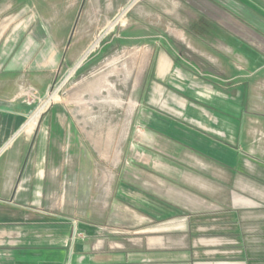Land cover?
<instances>
[{
    "label": "rangeland",
    "instance_id": "1",
    "mask_svg": "<svg viewBox=\"0 0 264 264\" xmlns=\"http://www.w3.org/2000/svg\"><path fill=\"white\" fill-rule=\"evenodd\" d=\"M4 43L32 107L21 135L64 156L56 211L72 218L157 232L174 209L222 206L225 157L251 169L264 144V0H0Z\"/></svg>",
    "mask_w": 264,
    "mask_h": 264
},
{
    "label": "crops",
    "instance_id": "2",
    "mask_svg": "<svg viewBox=\"0 0 264 264\" xmlns=\"http://www.w3.org/2000/svg\"><path fill=\"white\" fill-rule=\"evenodd\" d=\"M60 42L49 43L52 56ZM5 47L0 48V264H264L262 142L256 143L251 169L245 156L225 157L232 169L222 206L209 202L189 216L174 209V219L157 232L146 228L124 236L102 219L72 218L62 205L56 211V192L70 168L56 167L64 156L51 140L44 142L43 132L36 140L34 130L22 137L32 107L21 78L7 75ZM58 123L48 120L52 129Z\"/></svg>",
    "mask_w": 264,
    "mask_h": 264
},
{
    "label": "trees",
    "instance_id": "3",
    "mask_svg": "<svg viewBox=\"0 0 264 264\" xmlns=\"http://www.w3.org/2000/svg\"><path fill=\"white\" fill-rule=\"evenodd\" d=\"M164 40L166 41V42H168V43H174V39H171V37H169V36H164ZM104 46H106V42H104V44H103V47ZM182 54V53H181ZM177 55L178 57V59L180 58L181 60H183V62H186V63H189V64H191V65H193V67H195L196 68V70H198L199 72H201L202 71V67L196 62V61H193L191 58H189V57H187V56H183V54L182 55ZM204 71H206V70H204ZM205 73H207V74H209L214 80H216V79H223V77H222V75H220V74H218V73H215V72H205Z\"/></svg>",
    "mask_w": 264,
    "mask_h": 264
},
{
    "label": "bare ground",
    "instance_id": "4",
    "mask_svg": "<svg viewBox=\"0 0 264 264\" xmlns=\"http://www.w3.org/2000/svg\"><path fill=\"white\" fill-rule=\"evenodd\" d=\"M119 18H121V17H118V18H116L115 20H113V21H111L109 24H108V28H111L113 25H114V23L119 19ZM122 20V19H121ZM122 23V22H121ZM103 35L102 34H100L97 38H96V40H95V42L92 44V46H91V48L92 47H94L96 44H97V42L100 40V38L102 37ZM89 50H87V52H88ZM86 55V54H85ZM84 56V55H83ZM79 63V62H78ZM74 71V70H73ZM50 97V96H49ZM55 97V96H54ZM52 98V97H51ZM55 99V98H54ZM40 111H41V109H39L31 118H30V120L27 122V124L26 125H28V126H32V125H34L36 122H37V120H38V117H39V115H40Z\"/></svg>",
    "mask_w": 264,
    "mask_h": 264
},
{
    "label": "water",
    "instance_id": "5",
    "mask_svg": "<svg viewBox=\"0 0 264 264\" xmlns=\"http://www.w3.org/2000/svg\"><path fill=\"white\" fill-rule=\"evenodd\" d=\"M87 53H88V52H87ZM87 53H86V54H87ZM85 56H86V55H85ZM85 56H84V57H85ZM84 57L81 58L80 62L84 59ZM80 62H79V63H80ZM79 63L76 64L75 68L79 65Z\"/></svg>",
    "mask_w": 264,
    "mask_h": 264
}]
</instances>
